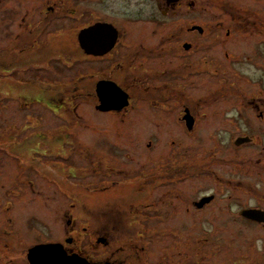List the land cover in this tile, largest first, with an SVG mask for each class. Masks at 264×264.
Wrapping results in <instances>:
<instances>
[{
  "label": "flooded vegetation",
  "instance_id": "af4514ba",
  "mask_svg": "<svg viewBox=\"0 0 264 264\" xmlns=\"http://www.w3.org/2000/svg\"><path fill=\"white\" fill-rule=\"evenodd\" d=\"M24 1L0 0V22L11 25L17 18L24 19ZM61 1L47 6L57 13V19L63 17L58 14L62 13L57 6ZM97 1L112 16L78 26L74 46L83 60L108 62V75L96 77L89 94L94 97L93 115L106 114L111 122L90 129L84 127V136L94 127L109 131L113 126L116 132H122V137H128L129 132L130 140L133 137L142 141V146L147 143V152L135 155L139 159L136 171H149L156 193L159 171L168 176L182 171L185 197L179 233L185 234L187 250L180 263L264 264V0H147L150 12L131 16L127 15L125 5L134 4V0ZM76 9L68 11L76 15L72 20L78 17ZM96 23L105 25L98 33L100 40L96 35L80 39V31ZM3 31L0 28V33ZM2 34L0 40H4L5 33ZM8 41L10 44L13 39ZM36 62L38 56L32 54L24 65L43 80L45 75H39L41 66ZM68 68L74 71L75 64ZM10 71L13 74V69ZM60 108L61 105H55L49 109L56 119L66 120L67 115H57ZM177 136L186 142L178 154L181 161L175 162L174 150L166 149L165 164L160 168L163 148L153 147V142H174ZM60 141L68 143L67 139ZM98 153L107 163H119L118 157L110 161L102 150ZM58 161L63 167L68 166L64 159ZM96 163L89 169L117 175L118 179L107 177L113 183L118 182V174L126 172L121 170V162L117 167ZM134 167L128 168L133 171ZM6 181L12 185L9 179ZM14 181L21 184L15 199L0 201L2 236L8 238L12 233L21 239L39 234L41 216L43 220L48 216L49 220L59 222L55 232L60 235L43 243H60L67 255L86 258L74 235L79 228L77 215L59 218L61 211L47 215L46 199L34 197L40 192L33 187V180L19 172ZM192 183L198 188L193 190ZM11 191L14 190H7ZM166 195L168 202L159 193L152 196L150 206L154 209L150 214L145 212L146 220L156 222L163 215L175 217L174 198L169 192ZM69 198L74 201L72 196ZM25 201L29 202L27 207ZM162 201L167 206L160 211L158 203ZM99 212L87 214L88 219L101 222L88 233L97 245L104 246L112 235L111 228L125 221V211L106 206ZM174 230V226L168 230V238ZM37 240L26 247V252L43 244ZM129 246L125 247L120 264H175L177 259L173 252H168L164 260H153L145 254L146 247ZM9 248L10 242L0 236V250ZM86 259L91 264H110L109 254L102 259ZM26 261L30 264L27 258Z\"/></svg>",
  "mask_w": 264,
  "mask_h": 264
},
{
  "label": "rangeland",
  "instance_id": "374dc122",
  "mask_svg": "<svg viewBox=\"0 0 264 264\" xmlns=\"http://www.w3.org/2000/svg\"><path fill=\"white\" fill-rule=\"evenodd\" d=\"M54 1L56 0H25L24 19L17 18L11 25L9 22H0V28L4 29L2 33H5L4 40H0V201L4 198L15 199L21 184H16L14 179L19 172H24L33 180V187L40 192L34 197L46 199L47 215L57 214L58 211L62 212L58 215L59 218H66V214L77 215L79 228L74 235L78 240L79 251L89 260L102 259L109 254L110 264H120L125 247L137 244L146 247L145 254L153 260H164L168 252H173L178 259L174 260L175 264H182L183 252L187 250L185 234L179 233L184 217L182 201L185 197L182 171L170 176L159 171L156 193L152 189L153 181L149 171L137 173L139 164H135L139 160L135 155H139L140 151L147 152V143L142 146L144 142L133 137L130 140L132 134L129 132L128 137H122V132H116L113 126L109 131L103 127H94L91 132H86V136L82 132L84 127L90 129L94 125H104L103 122L108 120L111 122L106 114L93 115L91 104L94 97L89 94L95 78L108 75L109 71L107 61L83 60L74 46L77 28L84 22L110 18L112 14L105 11L97 0H62L57 6L59 12H62L58 14L63 17L57 19V13L47 9ZM74 7H77L78 17L72 20L76 15L68 11ZM1 25L9 26V29ZM36 37V41L32 40ZM10 39L13 42L8 44ZM32 54L38 56L39 62L36 63L41 66L39 75H45L43 80L34 71L29 72L24 65V60ZM70 64H75L74 71L68 68ZM81 75L83 76L80 77ZM55 105H61L62 111H57V115H67L66 120L55 118L54 112L49 109ZM61 139H67L68 143H62ZM182 140V136H177L174 142H153V147L163 148L158 163L160 168L165 164L166 149V152L174 150L175 162L181 161V155L178 154L186 144ZM90 149L94 153L89 154L92 151ZM99 150L109 156L110 161L112 157H118L117 160L121 162V170L126 172L118 174V182L113 183L111 178H107L114 176L118 179L117 175L92 172L89 169L100 161L114 167L119 166L115 160L107 163L106 158L98 153ZM61 154L64 155L63 158ZM58 159H64L68 166L63 167ZM126 166L135 167L130 171ZM6 179L12 185H7ZM60 182H63L62 186ZM192 187L193 190L198 188L194 183ZM9 189L14 191L8 193ZM167 192L174 198L175 217L163 215L156 222L146 220L145 212L150 214L154 209L150 206L152 196L156 197L159 193V197L168 202ZM70 196L74 201H70ZM30 198L34 199L33 194ZM24 203L26 207L29 204L28 201ZM106 206L113 210H124L125 221L119 227L111 228L112 235L108 238L107 245L103 246L97 245L88 233L101 222L97 218L94 221L88 219L87 214L90 211L100 213L99 210L102 212ZM165 206L167 205L163 201L158 203V210L163 211ZM41 218L39 234L18 239L12 233L8 238L0 233L1 239L9 241L11 245L9 249L0 250V264H26V247L30 243L38 241L37 239L41 243L51 241L60 235L55 232L56 226L59 227L58 221L49 220L48 216L46 220H43V216ZM64 221L65 219L62 220V227H65ZM173 226V236L168 238V230ZM82 227L86 229L83 230Z\"/></svg>",
  "mask_w": 264,
  "mask_h": 264
},
{
  "label": "water",
  "instance_id": "95a60500",
  "mask_svg": "<svg viewBox=\"0 0 264 264\" xmlns=\"http://www.w3.org/2000/svg\"><path fill=\"white\" fill-rule=\"evenodd\" d=\"M105 27L103 23H96L92 26L84 28L80 31V39H86L88 36H95L96 39L101 38L102 29ZM91 38V37H90ZM94 38V39H95ZM82 46H84L82 44ZM60 243H43L32 246L28 249L26 258L30 264H91L86 258L78 255H67L61 248Z\"/></svg>",
  "mask_w": 264,
  "mask_h": 264
},
{
  "label": "clouds",
  "instance_id": "9594fccd",
  "mask_svg": "<svg viewBox=\"0 0 264 264\" xmlns=\"http://www.w3.org/2000/svg\"><path fill=\"white\" fill-rule=\"evenodd\" d=\"M125 6L128 7V16L138 14L141 11L150 12V6L147 4V0H134V4L128 3Z\"/></svg>",
  "mask_w": 264,
  "mask_h": 264
}]
</instances>
